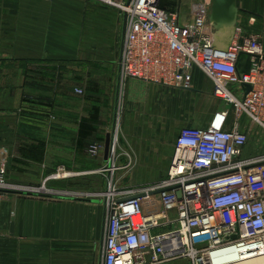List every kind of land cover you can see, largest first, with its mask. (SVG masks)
<instances>
[{
    "label": "crops",
    "instance_id": "obj_1",
    "mask_svg": "<svg viewBox=\"0 0 264 264\" xmlns=\"http://www.w3.org/2000/svg\"><path fill=\"white\" fill-rule=\"evenodd\" d=\"M166 1L160 6L188 24L197 4L211 0H177L172 8ZM248 11L241 0L238 26L264 47V14ZM208 21L219 41L210 15ZM126 33V15L101 0H0V169L12 184L47 188L34 195L0 194V264H103L102 193L111 172L102 170L115 165L122 188L138 178L151 180L135 182L123 194L133 193L167 177L182 128H208L225 110V128L236 125L235 109L214 95L213 81L199 68L191 89L122 79ZM239 69L249 71V55H241ZM231 89L239 97L245 90ZM178 115H185V125L173 129L172 139L170 121ZM120 117L123 141L113 137L107 161V136L116 133ZM247 119H240L244 131ZM258 126L250 127L244 157L264 154ZM92 143L103 146L97 156L89 151ZM140 197L144 213L161 210L158 194ZM170 229L162 225L156 232Z\"/></svg>",
    "mask_w": 264,
    "mask_h": 264
},
{
    "label": "built area",
    "instance_id": "obj_2",
    "mask_svg": "<svg viewBox=\"0 0 264 264\" xmlns=\"http://www.w3.org/2000/svg\"><path fill=\"white\" fill-rule=\"evenodd\" d=\"M101 1L127 17L122 79L191 89L193 69L199 68L213 81L214 95L232 105L238 118L232 129H226L225 110L208 128H182L168 175L156 185L123 194L109 181L102 193L107 211L103 264H163L178 257L191 264H210L230 251L264 261V154L243 156L250 127H264V47L259 37L238 26L229 49H218L208 21L211 1L197 4L188 24L181 23L179 13L162 8L160 0ZM242 54L250 56L249 71L239 69ZM233 84L245 88L242 96L233 92ZM244 115L251 120L246 131L240 123ZM102 147L92 143L89 151L97 156ZM3 172L0 169V194L47 191L45 184H12ZM62 174L61 169L53 177ZM142 193L158 194L161 210L144 213ZM170 211L177 215L170 217ZM162 225L171 229L156 232Z\"/></svg>",
    "mask_w": 264,
    "mask_h": 264
},
{
    "label": "rangeland",
    "instance_id": "obj_3",
    "mask_svg": "<svg viewBox=\"0 0 264 264\" xmlns=\"http://www.w3.org/2000/svg\"><path fill=\"white\" fill-rule=\"evenodd\" d=\"M176 2H177V0H168L165 3L168 4V7L172 8V7H174V4H176ZM242 2L244 3V8H247V9L250 10V11H248V14L249 13L250 14H264V0H242ZM242 10H243V8H242ZM234 89L236 90L237 86H235ZM206 100H207V102L209 104L215 103L211 98L207 97ZM224 105L227 106L228 104L224 102ZM118 118H117V123H118L117 126L118 127L116 129V133H115L114 136L117 139L118 144H120L123 140H122L121 136L118 133V130L120 131V127H121V117H120V121H119ZM184 118H185V115H180V116L178 115V116L173 117L171 119L170 124H172V126H171V131L168 134L169 137H171L173 139L174 136H175L173 129H176L178 127H182V126L185 125ZM246 121H248L249 122V126H251V121H249L248 119ZM258 127H261V128H259L255 134H257V136L259 135L258 138H260L261 141L264 144V129H263L264 127H262V126H258ZM118 135L120 137H118ZM261 141H260V143H261ZM110 166H111V168H110L111 171L110 172L112 174L110 173V175L107 178L108 179L107 188L109 187V181H110L112 183V187H115L116 189H118L120 193H124V192L129 191V189L133 188L136 185L135 182L138 183L137 185H143V184H145L144 182L151 181V180L144 179V178H138V179H136V181L132 180L131 184H128V183L127 184H121V186H130V187L122 188V187H120V184H118V185L116 184L115 179H114L113 172H114L115 165L110 163V165L108 167H110ZM107 169L106 168L103 169L105 171V173H106ZM101 182H102V179H101ZM152 185H154V184H152ZM152 185H150L148 187H151ZM155 185H156V183H155ZM103 202H104V200H103ZM104 206H105V202H104ZM105 208H106V206H105ZM106 213H107V211H106ZM106 216L107 215H105V225H106ZM101 257H102V255H101ZM163 264H191V260H189L188 258H185V257H178L177 259H173V260H171L169 262H166V263H163ZM228 264H264V261L261 258H256V259H250V260H247V261L246 260L237 261V262L235 261V262H231V263H228Z\"/></svg>",
    "mask_w": 264,
    "mask_h": 264
},
{
    "label": "water",
    "instance_id": "obj_4",
    "mask_svg": "<svg viewBox=\"0 0 264 264\" xmlns=\"http://www.w3.org/2000/svg\"><path fill=\"white\" fill-rule=\"evenodd\" d=\"M240 9L241 0H211L210 17L219 32V41L216 38L214 42L218 49L225 51L232 45L237 32ZM246 87L248 90L251 89L250 84H247ZM113 137L112 133L107 136L105 144V159L107 161L114 149ZM178 195L180 196V193Z\"/></svg>",
    "mask_w": 264,
    "mask_h": 264
},
{
    "label": "bare ground",
    "instance_id": "obj_5",
    "mask_svg": "<svg viewBox=\"0 0 264 264\" xmlns=\"http://www.w3.org/2000/svg\"><path fill=\"white\" fill-rule=\"evenodd\" d=\"M182 251V250H180ZM242 260H250L249 256H240L237 255L236 252H227L225 254H221L218 256H215L211 261L210 264H228L231 262H237V261H242Z\"/></svg>",
    "mask_w": 264,
    "mask_h": 264
}]
</instances>
